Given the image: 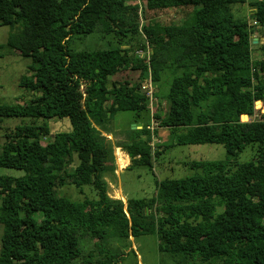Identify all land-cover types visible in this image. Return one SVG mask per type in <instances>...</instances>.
<instances>
[{"label": "trees", "instance_id": "16d2710c", "mask_svg": "<svg viewBox=\"0 0 264 264\" xmlns=\"http://www.w3.org/2000/svg\"><path fill=\"white\" fill-rule=\"evenodd\" d=\"M139 1L148 10L199 7L182 24L161 25L141 23L131 0H0V25L13 28L3 45L30 59L18 84L38 92L25 103L0 104V117H68L71 124L45 144L46 124L16 125L3 134L0 166L23 174L0 175V264H116L122 254L117 239L151 233L160 251L185 260L264 264V113L240 119L264 100V61H252L251 27L233 13L245 0ZM248 5L264 27V0ZM94 31L122 40L141 34L139 49L150 46V53L129 54L122 43L71 47L76 36ZM253 68L262 72L256 81ZM123 71L157 85L170 73L167 110L153 116L173 133L184 130L171 135L176 143H221L227 157L254 143L261 153L233 168L227 157L202 162L201 173L156 181L149 197L124 203L110 197L102 176L115 170L108 162L113 145L102 127L118 110L149 107L140 85L119 78ZM150 133L149 125L133 127L114 145L128 157L126 168L151 167ZM66 182L79 190L88 185L95 197L73 201L57 194L56 184ZM80 236L92 241L82 258Z\"/></svg>", "mask_w": 264, "mask_h": 264}, {"label": "rangeland", "instance_id": "374dc122", "mask_svg": "<svg viewBox=\"0 0 264 264\" xmlns=\"http://www.w3.org/2000/svg\"><path fill=\"white\" fill-rule=\"evenodd\" d=\"M138 4L140 11L139 21L157 22L161 25L169 24H182L185 19L192 15L193 11L199 5H181L177 7H167L163 9L148 10L145 8L144 3L141 1H133ZM249 0L244 3H236L233 5V13L235 16L246 17L251 27V46L250 55L252 61H264V27L257 25L252 15V9L248 5ZM130 2V1H129ZM13 28L8 25H0V104H15L28 102L38 92L30 91L27 88L21 87L18 84L19 77L28 74L29 57L20 56L17 52L4 46L7 36ZM117 43H122L130 49L129 54H136L139 56L148 55L150 53V46H146L145 52L140 50V45L145 44V39L141 34H135L129 37L117 39L111 34H102L94 31L86 35H79L72 41L71 47L74 49H94V48H108L114 47ZM4 44V45H3ZM123 45V46H124ZM127 48V49H128ZM252 78L256 81L262 76V72L258 68L251 70ZM119 78L128 79L130 84L140 85V89L145 93L147 78L140 79L137 73L123 71L119 74ZM170 78L169 72H163L160 84L151 83L152 100L149 103L147 112L145 110H118L116 111L103 125V130L109 132L107 138L108 144L113 145V152L108 157L110 162L117 171H106L103 174V180L108 183V195L113 198H120L125 202L126 198H141L149 197L155 192V183L163 178H183L194 174L201 173L200 164L202 162L215 161L225 159L226 152L221 143H176L173 136L175 133L183 132L184 130L178 129L175 133L171 132L169 128L161 127L158 125V119L153 115L158 113L163 115L168 107L165 98L166 84ZM84 90V85L81 91ZM84 97V94L83 96ZM260 104L257 106L255 113L250 118H258L264 113V100H259ZM258 101V102H259ZM84 98H81L83 104ZM108 103H106L107 105ZM23 124H46L49 127V134L41 135V144L48 142L52 135L60 131H70L71 124L68 117L61 119H36L29 117H0V149L4 141L3 134L11 131L16 125ZM149 125L151 140V154L152 165H134L125 167L118 170L116 165V156H119L118 162L120 166L125 165L123 156L124 152L116 148L119 142L125 141L128 138V132L133 127H143ZM170 132L172 134H170ZM117 151V153H116ZM261 153L260 145L254 143L247 144L245 147L233 157H227L231 168L235 164L248 161L252 159L256 152ZM77 163L76 156L73 155L70 160H67L66 167L70 170L73 169ZM23 174L21 169L7 168L0 166V175L20 176ZM56 183V180L54 179ZM56 192L63 195L70 200L79 201L85 196L88 198L95 197V192L91 187L85 185L81 190L77 189L74 185L66 182L63 185L56 184ZM124 197H123V196ZM222 207H218L219 211ZM2 237V224H0V241ZM121 244V255L116 264H211L209 261L199 262L198 260L183 259L181 254H171V252L160 251L158 249L159 239L156 233L143 234L136 237H129V239H117ZM79 244L82 246L83 255L92 246V241L88 236H80ZM113 244L115 242L113 241ZM96 254H94L95 257ZM185 262V263H183ZM74 264H83L82 259L77 260ZM216 264V263H214Z\"/></svg>", "mask_w": 264, "mask_h": 264}, {"label": "built area", "instance_id": "2783aa9c", "mask_svg": "<svg viewBox=\"0 0 264 264\" xmlns=\"http://www.w3.org/2000/svg\"><path fill=\"white\" fill-rule=\"evenodd\" d=\"M138 1V0H137ZM140 10V9H139ZM151 80H150V77H148L147 78V85H146V90H145V94H146V96L148 97V100H149V103L151 102V100H152V91H151ZM116 153H117V151H116ZM119 156H116V159H117V165H118V167H121L120 166V163L118 162V158Z\"/></svg>", "mask_w": 264, "mask_h": 264}, {"label": "crops", "instance_id": "0c3cea01", "mask_svg": "<svg viewBox=\"0 0 264 264\" xmlns=\"http://www.w3.org/2000/svg\"><path fill=\"white\" fill-rule=\"evenodd\" d=\"M123 159H124V161H125V165L123 166V167H118V165H117V159H116V165H117V167H118V170L119 169H122V168H125L126 167V165L128 164V162H129V159H128V157L126 156V155H124L123 156ZM115 172L117 171V169L115 168V170H114ZM108 182V181H107ZM108 183H110V182H108ZM123 196V195H122ZM124 197V196H123Z\"/></svg>", "mask_w": 264, "mask_h": 264}, {"label": "water", "instance_id": "95a60500", "mask_svg": "<svg viewBox=\"0 0 264 264\" xmlns=\"http://www.w3.org/2000/svg\"><path fill=\"white\" fill-rule=\"evenodd\" d=\"M258 101H259V100H256L255 103H257ZM245 116H246V118H247V115H245Z\"/></svg>", "mask_w": 264, "mask_h": 264}]
</instances>
